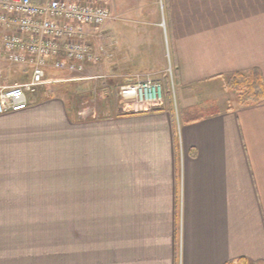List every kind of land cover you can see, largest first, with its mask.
<instances>
[{
    "label": "crops",
    "instance_id": "1",
    "mask_svg": "<svg viewBox=\"0 0 264 264\" xmlns=\"http://www.w3.org/2000/svg\"><path fill=\"white\" fill-rule=\"evenodd\" d=\"M129 1L111 5L126 20L119 36L105 27L104 60L119 51L130 84L168 54L182 121L134 103L74 122L46 86L1 114L0 264H264V100L183 118L235 74L264 80V0H163L166 38L157 3L142 0L135 20Z\"/></svg>",
    "mask_w": 264,
    "mask_h": 264
},
{
    "label": "built area",
    "instance_id": "2",
    "mask_svg": "<svg viewBox=\"0 0 264 264\" xmlns=\"http://www.w3.org/2000/svg\"><path fill=\"white\" fill-rule=\"evenodd\" d=\"M139 1V0H132ZM112 0H0V64L27 69L21 85L0 84V115L29 108V96L60 73L82 76L104 59L106 26L124 21ZM164 13V1H160ZM162 27L165 29L163 22ZM97 42L96 49L92 48ZM107 45V44H106ZM154 74H136L134 90L139 105L163 103V83ZM2 71L0 70V80Z\"/></svg>",
    "mask_w": 264,
    "mask_h": 264
},
{
    "label": "rangeland",
    "instance_id": "3",
    "mask_svg": "<svg viewBox=\"0 0 264 264\" xmlns=\"http://www.w3.org/2000/svg\"><path fill=\"white\" fill-rule=\"evenodd\" d=\"M129 0H112L111 5L113 8L119 10L125 8L126 2ZM141 1L133 2V11L135 14L134 19L136 20V13L140 11ZM152 1V0H151ZM157 8L159 9V22L162 25L165 24L167 18V9L164 2V13L161 10L160 1L153 0ZM120 14V13H119ZM124 14V13H123ZM126 20V18H123ZM131 19V20H134ZM134 23V22H133ZM136 24H132V30L135 32L138 27ZM120 23L114 25V31L119 36ZM141 32V31H140ZM108 32L102 35H106ZM166 38L167 32L163 31ZM108 36V35H107ZM119 42L118 38L116 39ZM115 40V41H116ZM165 46L167 47L166 40ZM118 49V46H117ZM166 64L160 69L152 71L154 73L153 78L156 81L163 83V104H152V105H140V108L153 109V108H164L168 107L173 110V113L177 117V122L182 121V90L177 84L176 70L173 64V59L167 54L165 59ZM0 70L2 71V78L0 84L6 86L21 85L28 81L29 74L26 73L27 69L23 67L14 66L8 63L0 64ZM150 73V72H149ZM139 74V73H137ZM135 75V74H134ZM133 76V75H129ZM63 77V78H62ZM58 83H48L45 86L47 92V99L60 98L65 102L67 114L71 119L76 121H91L99 120L104 116L115 115L120 111L130 110V106L136 107L137 97L135 95L134 87L126 82L125 71L119 70V51L115 55V59L110 62L107 60L102 61L95 68H89L88 71L82 76H62ZM67 79H65V78ZM128 77V75H127ZM65 79V80H64ZM214 87V86H213ZM218 89V88H215ZM206 94V93H204ZM196 102L199 103V108L195 111L187 112L183 114L185 120L196 118L202 114L211 113L213 109H218L219 106H225L228 103L231 106L238 104V94L232 91H220L218 93L216 102L209 98H205L202 95H197ZM200 99V100H199ZM136 103V105H134ZM131 104V105H130ZM155 105V106H154ZM138 107V108H139ZM179 118V119H178ZM71 198V193L65 191V200ZM72 211V203L65 201V212Z\"/></svg>",
    "mask_w": 264,
    "mask_h": 264
},
{
    "label": "trees",
    "instance_id": "4",
    "mask_svg": "<svg viewBox=\"0 0 264 264\" xmlns=\"http://www.w3.org/2000/svg\"><path fill=\"white\" fill-rule=\"evenodd\" d=\"M227 89L238 94V104L240 106L258 104L264 100V80L258 69H253L249 74L238 73L233 75L227 83ZM166 107L160 109L153 108L150 111L140 113L162 112ZM140 113L131 112L129 114ZM227 264H250V262L242 258Z\"/></svg>",
    "mask_w": 264,
    "mask_h": 264
}]
</instances>
